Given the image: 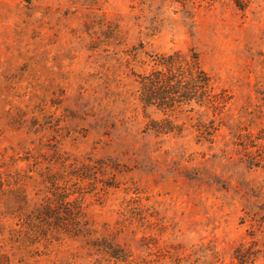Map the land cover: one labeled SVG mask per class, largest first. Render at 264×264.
<instances>
[{
	"label": "rangeland",
	"instance_id": "374dc122",
	"mask_svg": "<svg viewBox=\"0 0 264 264\" xmlns=\"http://www.w3.org/2000/svg\"><path fill=\"white\" fill-rule=\"evenodd\" d=\"M178 52L222 114L141 104ZM0 264H264V0H0Z\"/></svg>",
	"mask_w": 264,
	"mask_h": 264
},
{
	"label": "trees",
	"instance_id": "16d2710c",
	"mask_svg": "<svg viewBox=\"0 0 264 264\" xmlns=\"http://www.w3.org/2000/svg\"><path fill=\"white\" fill-rule=\"evenodd\" d=\"M237 6L243 10L240 3ZM154 61L153 71L140 76L141 104L155 107L164 113H175L184 107L196 106L222 114L226 100L222 94H216L215 81L203 68L198 54L184 55L178 52L156 57ZM161 125L159 129L153 130L173 133L179 129L169 120ZM210 132L206 130L202 135L212 136L217 130Z\"/></svg>",
	"mask_w": 264,
	"mask_h": 264
}]
</instances>
